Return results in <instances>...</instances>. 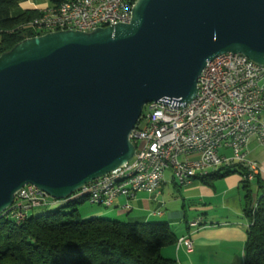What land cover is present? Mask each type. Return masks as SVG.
<instances>
[{
	"label": "water",
	"instance_id": "water-1",
	"mask_svg": "<svg viewBox=\"0 0 264 264\" xmlns=\"http://www.w3.org/2000/svg\"><path fill=\"white\" fill-rule=\"evenodd\" d=\"M264 63V0H135L129 21L25 37L0 54V217L32 184L68 199L128 161L142 107L187 103L207 61Z\"/></svg>",
	"mask_w": 264,
	"mask_h": 264
},
{
	"label": "built area",
	"instance_id": "built-area-1",
	"mask_svg": "<svg viewBox=\"0 0 264 264\" xmlns=\"http://www.w3.org/2000/svg\"><path fill=\"white\" fill-rule=\"evenodd\" d=\"M134 1L60 0L38 11V14L48 11L46 23L30 25L29 33L88 32L96 27L126 23ZM57 11H65V18H57ZM57 21H65L66 29H57ZM144 106V124L139 127L137 121L130 133L135 146L133 156L96 178L94 185L80 188H94L101 194V202L90 199V203L108 207L120 195L130 198L137 191L157 192L159 186H154V179L162 178L167 168L179 184L189 180L188 172L236 163L245 169V180L250 181L258 174V165L247 159L245 149L252 137L264 146V65L253 68L252 60L236 57L232 52L223 53L206 62L197 78L194 99L187 103L161 99ZM227 150L229 154L225 153ZM132 165H140V172L121 185L126 186V194H118V187L101 192L100 183L116 173L129 172ZM55 201L34 185L26 184L16 192L9 215L22 219L26 209ZM176 244L187 251L192 249L187 236L179 237Z\"/></svg>",
	"mask_w": 264,
	"mask_h": 264
},
{
	"label": "trees",
	"instance_id": "trees-1",
	"mask_svg": "<svg viewBox=\"0 0 264 264\" xmlns=\"http://www.w3.org/2000/svg\"><path fill=\"white\" fill-rule=\"evenodd\" d=\"M16 3L0 0V54L32 35L18 26L38 11L27 9L12 16L10 8ZM209 176L199 179L206 182ZM257 186L262 192L255 208L251 207L250 191L245 195L248 227L244 264H264V184L258 179ZM82 201L67 199L64 205L71 207L68 212L59 208L34 215L30 211L35 207H30L22 219L3 213L0 264H177L161 254L162 247L177 240L167 223L82 217L78 211Z\"/></svg>",
	"mask_w": 264,
	"mask_h": 264
},
{
	"label": "crops",
	"instance_id": "crops-1",
	"mask_svg": "<svg viewBox=\"0 0 264 264\" xmlns=\"http://www.w3.org/2000/svg\"><path fill=\"white\" fill-rule=\"evenodd\" d=\"M58 1L17 0L10 14L17 16L27 9L39 11ZM245 150L247 159L259 167L250 181L244 179L245 170L237 163L211 173L206 182L192 178L181 184L167 168L157 192L137 191L130 198L120 195L108 207L83 198L78 211L82 217L167 223L176 239L187 236L192 243L190 251L176 242L161 248L162 256L177 264H244L248 227L245 195L249 190L251 202L257 200V180L264 184V146L252 137ZM227 170L231 172L224 174Z\"/></svg>",
	"mask_w": 264,
	"mask_h": 264
},
{
	"label": "bare ground",
	"instance_id": "bare-ground-1",
	"mask_svg": "<svg viewBox=\"0 0 264 264\" xmlns=\"http://www.w3.org/2000/svg\"><path fill=\"white\" fill-rule=\"evenodd\" d=\"M46 18H48V11H41V14H37L33 18L22 22L18 26V29H20L23 33H29L30 25L45 24ZM57 18H65V11H57ZM129 18L130 16H128V21H129ZM57 29H66V22L57 21ZM33 35H39V34H33ZM235 56L250 60L249 58H247L245 55L241 53H235ZM263 65L264 63L260 64V63H256L252 61L253 68H262ZM220 169L221 168H212V169H206L205 171H202V172H188V179L207 177L211 173L219 171ZM139 172H140V165H132L131 169H129V172L116 173L110 176V178L107 181L100 183V190L101 192H110L113 189L118 187V194H126V186H121V185L125 184V182H128V180L131 179V177H136L137 174H139ZM161 181H162V178H155L154 186H160ZM95 182H96V179L91 180L90 182L86 183V185H94ZM72 198H81V199L86 198L87 200L93 199V202H101V194H97V190L94 188L79 189L76 192H74L68 199H72ZM58 201L59 200H56L55 202L51 204H54ZM256 203H257V200H254L251 203V207L255 208ZM51 204H43V206H48ZM9 211H11V207L5 210L4 214L9 213ZM197 222H194V224H196Z\"/></svg>",
	"mask_w": 264,
	"mask_h": 264
},
{
	"label": "rangeland",
	"instance_id": "rangeland-1",
	"mask_svg": "<svg viewBox=\"0 0 264 264\" xmlns=\"http://www.w3.org/2000/svg\"><path fill=\"white\" fill-rule=\"evenodd\" d=\"M145 111H146L145 106H143L142 114H141V116L138 120V123H137L139 127H141L144 124V118L142 116L145 113ZM180 159H181V157H180ZM257 191H258L257 194L260 195L261 190L258 189ZM65 201H66V199H62V200H59L58 202L51 204V205H48V206L35 207L33 210L30 211V213H33L34 215H38V214H41L44 212L54 211V210L59 209V208L62 212H68L71 209V207L65 206L64 205L66 203ZM111 220H114V219H111Z\"/></svg>",
	"mask_w": 264,
	"mask_h": 264
}]
</instances>
